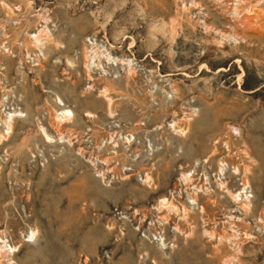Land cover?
<instances>
[{"label": "rangeland", "instance_id": "1", "mask_svg": "<svg viewBox=\"0 0 264 264\" xmlns=\"http://www.w3.org/2000/svg\"><path fill=\"white\" fill-rule=\"evenodd\" d=\"M0 264H264V0H0Z\"/></svg>", "mask_w": 264, "mask_h": 264}, {"label": "bare ground", "instance_id": "2", "mask_svg": "<svg viewBox=\"0 0 264 264\" xmlns=\"http://www.w3.org/2000/svg\"><path fill=\"white\" fill-rule=\"evenodd\" d=\"M192 200V199H191Z\"/></svg>", "mask_w": 264, "mask_h": 264}]
</instances>
